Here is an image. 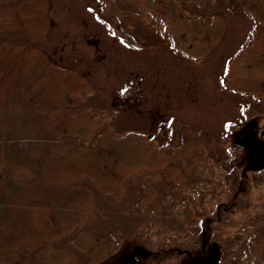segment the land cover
<instances>
[{"label":"rangeland","instance_id":"374dc122","mask_svg":"<svg viewBox=\"0 0 264 264\" xmlns=\"http://www.w3.org/2000/svg\"><path fill=\"white\" fill-rule=\"evenodd\" d=\"M167 2L176 13L201 20L222 16L226 29L219 45L203 57L173 47L170 17H154L151 0H48L41 51L82 79V102L92 118L109 133H147L183 156L170 165L184 177L160 179L156 200L143 209L133 204L143 183L138 176L118 200L93 192L92 215L83 227L97 236L118 231L122 237L119 251L101 264H121L136 248L152 251L137 257V264H191L197 256L203 264L246 262L252 242H264V180L258 175L264 167V115L244 122L240 108L249 98L224 80L248 44L252 20L223 0ZM8 14L1 12L0 20ZM232 124L237 128L230 129ZM247 129L251 140L242 145L235 135ZM157 169L167 170L168 163ZM229 200L232 207L216 215ZM197 232L202 245L178 263L154 253L174 236Z\"/></svg>","mask_w":264,"mask_h":264},{"label":"trees","instance_id":"16d2710c","mask_svg":"<svg viewBox=\"0 0 264 264\" xmlns=\"http://www.w3.org/2000/svg\"><path fill=\"white\" fill-rule=\"evenodd\" d=\"M223 1L252 20L248 44L224 80L249 98L240 108L246 122L264 115V0ZM47 3L0 0V13L10 15L0 20V264H101L119 251L122 237L118 231L97 236L83 227L92 215L93 192L118 200L138 176L143 183L133 204L143 209L156 200L160 179L184 177L170 165L183 156L163 149L147 133H109L92 118L82 102V79L41 51ZM151 3L154 17H170L172 46L184 48L189 57L209 54L223 39L226 22L219 14L201 20L176 13L167 0ZM167 163V170L157 169ZM258 170L264 180V167ZM221 206L216 215L232 207L230 200ZM198 235L174 236L154 253L160 250L178 263L202 245ZM253 242L246 262L236 264H264V242Z\"/></svg>","mask_w":264,"mask_h":264},{"label":"water","instance_id":"95a60500","mask_svg":"<svg viewBox=\"0 0 264 264\" xmlns=\"http://www.w3.org/2000/svg\"><path fill=\"white\" fill-rule=\"evenodd\" d=\"M236 140L242 144H248L251 140V133L250 130H241L238 131L235 135ZM227 169L228 166H225ZM149 254L148 251H145L141 248H136L134 251L130 252L129 254H126L122 259H121V264H137L135 255H139V257H146ZM191 264H203L202 259L200 257H195L193 262Z\"/></svg>","mask_w":264,"mask_h":264}]
</instances>
